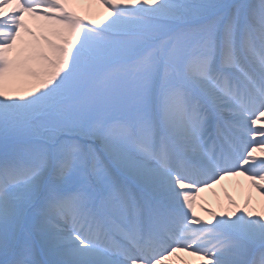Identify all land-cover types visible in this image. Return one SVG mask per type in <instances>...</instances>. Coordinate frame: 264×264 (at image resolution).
<instances>
[{"label": "snow or ice", "instance_id": "1", "mask_svg": "<svg viewBox=\"0 0 264 264\" xmlns=\"http://www.w3.org/2000/svg\"><path fill=\"white\" fill-rule=\"evenodd\" d=\"M0 264H264V0H0Z\"/></svg>", "mask_w": 264, "mask_h": 264}, {"label": "bare ground", "instance_id": "2", "mask_svg": "<svg viewBox=\"0 0 264 264\" xmlns=\"http://www.w3.org/2000/svg\"><path fill=\"white\" fill-rule=\"evenodd\" d=\"M76 8L83 14L87 5L80 4L77 5ZM247 195H249V191L244 186L243 178L225 180L221 185L216 186L214 189L201 193L200 198L197 201V209L199 212L201 204L215 208L219 202L226 203V198L229 196L235 199L238 203H242ZM251 195L255 197L256 193L252 192ZM200 214L203 215V213Z\"/></svg>", "mask_w": 264, "mask_h": 264}]
</instances>
